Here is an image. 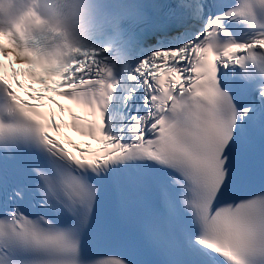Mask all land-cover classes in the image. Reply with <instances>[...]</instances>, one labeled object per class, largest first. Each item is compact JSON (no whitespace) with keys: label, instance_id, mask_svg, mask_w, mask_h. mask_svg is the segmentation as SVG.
<instances>
[{"label":"snow or ice","instance_id":"6c2138e0","mask_svg":"<svg viewBox=\"0 0 264 264\" xmlns=\"http://www.w3.org/2000/svg\"><path fill=\"white\" fill-rule=\"evenodd\" d=\"M103 8L59 61L0 31V264H264V0Z\"/></svg>","mask_w":264,"mask_h":264},{"label":"clouds","instance_id":"9594fccd","mask_svg":"<svg viewBox=\"0 0 264 264\" xmlns=\"http://www.w3.org/2000/svg\"><path fill=\"white\" fill-rule=\"evenodd\" d=\"M105 0H0V31L45 59L61 60L75 49L101 46L91 32L104 16ZM115 52V46L112 48Z\"/></svg>","mask_w":264,"mask_h":264}]
</instances>
